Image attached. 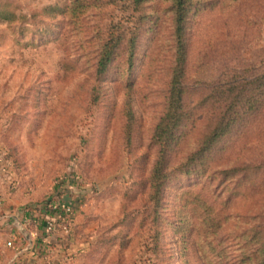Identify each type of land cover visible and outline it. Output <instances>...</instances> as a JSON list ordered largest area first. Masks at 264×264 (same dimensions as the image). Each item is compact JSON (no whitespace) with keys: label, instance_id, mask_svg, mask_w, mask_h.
<instances>
[{"label":"rangeland","instance_id":"1","mask_svg":"<svg viewBox=\"0 0 264 264\" xmlns=\"http://www.w3.org/2000/svg\"><path fill=\"white\" fill-rule=\"evenodd\" d=\"M0 13L11 19L0 17V198L8 200L0 264H239L254 247L241 203L251 200L239 201L231 173L196 184L180 170L192 169L185 162L195 142L227 109L216 88L243 87V108L259 91L263 98L258 114L239 110L209 154L211 168L264 155L244 146L264 141V0L189 3L188 119L167 150L176 173L167 171L159 197L150 186L152 138L173 66L170 2L0 0ZM113 33L117 46L99 74ZM46 203L70 208L50 233L41 226Z\"/></svg>","mask_w":264,"mask_h":264},{"label":"trees","instance_id":"2","mask_svg":"<svg viewBox=\"0 0 264 264\" xmlns=\"http://www.w3.org/2000/svg\"><path fill=\"white\" fill-rule=\"evenodd\" d=\"M134 3L139 4V0H132ZM171 4V12L173 15L174 24V55H173V66L171 69V80L169 83L168 96L166 100L165 110L160 118L158 124L155 127L153 134V142L158 147V159L153 167L150 186L154 191L155 195L160 196L165 183L169 178H172L170 173V167L167 166V150L171 144H178L177 133L179 129L184 126V123L188 119V114L184 108V96H185V65H186V48L184 40V26L188 14V6L192 0H166ZM5 13H0V17L3 20H11L10 17ZM13 21V18H12ZM117 40L115 33L111 34L110 39H107L103 43L102 54L98 61L97 73H103L111 62L112 55L114 54ZM130 58L134 49L133 41L129 42ZM129 61V60H128ZM246 90L243 87L220 89L216 88L213 98L219 99L226 104V110L217 113L216 117L211 120L210 127L207 133L203 134L200 140L196 141L197 150L191 153L186 162L187 166L192 169L180 170V173L186 175L195 176L196 184L199 181H208L209 183L214 181L217 176L232 174V182L238 193L239 201L243 199H249L250 202H241L245 209H248V213L245 219L248 220L251 229L246 236L251 235L250 243H253L254 247L248 253H242L239 264H264V155L258 154L255 157H237L233 163L227 162L226 168L222 169L221 165H217V170L211 168L210 156L211 150L220 141L221 137L225 135L230 127L239 119L241 115L239 110H243L244 114L248 111L258 114L262 107H255L254 105L259 104V100L263 97L261 91L254 96L249 95L246 102H252L250 106L243 108L241 107V98L245 96ZM243 116V115H242ZM238 146V142L234 143L229 151L233 150ZM244 146L250 148L263 149L264 141L262 137H257L255 140L245 142ZM207 157L206 162L204 159ZM225 155L220 157L223 161ZM204 161V163H203ZM219 168V169H218ZM177 170V169H176ZM172 173H176L171 170ZM189 175V176H190ZM228 180V179H225ZM45 215L49 220L56 218L61 210L62 206L57 204L46 203ZM47 219V220H48ZM45 222V223H44ZM42 221L41 226L45 232L47 221Z\"/></svg>","mask_w":264,"mask_h":264},{"label":"built area","instance_id":"3","mask_svg":"<svg viewBox=\"0 0 264 264\" xmlns=\"http://www.w3.org/2000/svg\"><path fill=\"white\" fill-rule=\"evenodd\" d=\"M62 211L66 214L69 212V209L68 207H65V206H62L61 207ZM52 229H54V220H48L47 223H46V229H45V233H50L52 232ZM11 244L8 243V246H10Z\"/></svg>","mask_w":264,"mask_h":264},{"label":"crops","instance_id":"4","mask_svg":"<svg viewBox=\"0 0 264 264\" xmlns=\"http://www.w3.org/2000/svg\"><path fill=\"white\" fill-rule=\"evenodd\" d=\"M7 201H8L7 199H2V198H0V203L7 204V203H8ZM10 264H12V263H10Z\"/></svg>","mask_w":264,"mask_h":264}]
</instances>
